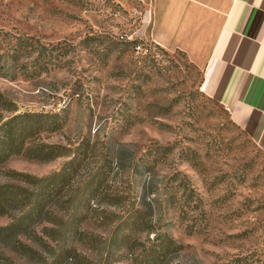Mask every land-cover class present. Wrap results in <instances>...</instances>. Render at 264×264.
Returning a JSON list of instances; mask_svg holds the SVG:
<instances>
[{
    "label": "rangeland",
    "instance_id": "1",
    "mask_svg": "<svg viewBox=\"0 0 264 264\" xmlns=\"http://www.w3.org/2000/svg\"><path fill=\"white\" fill-rule=\"evenodd\" d=\"M149 29L145 8L133 0L128 6L82 0L76 7L0 0V32L31 37L45 47L38 63L37 52L17 62L1 52L0 92L19 113L64 119L63 130L42 135V142L74 145L83 137L97 142L111 163L110 192L130 191L148 214L146 231L155 233H141L134 249H123L112 264H135L160 233L181 248L166 264H264V150L204 93L203 71L184 53L152 43ZM45 61L51 64L42 70ZM67 161L13 157L0 166V186L25 187L11 173L42 179ZM97 166L93 156L76 186ZM51 210L62 215L64 206ZM123 210L95 201L82 229L107 238L103 219L115 220ZM19 215L0 214V228ZM50 227L43 223L33 228L34 235L0 241V261L38 264L14 247L19 241L42 254L38 239L47 242L44 230ZM71 247L101 260L81 242Z\"/></svg>",
    "mask_w": 264,
    "mask_h": 264
},
{
    "label": "trees",
    "instance_id": "2",
    "mask_svg": "<svg viewBox=\"0 0 264 264\" xmlns=\"http://www.w3.org/2000/svg\"><path fill=\"white\" fill-rule=\"evenodd\" d=\"M72 7L81 5L82 0H54ZM84 7V5H82ZM45 47L31 37L0 32V54L9 53L11 62H17L29 54H43ZM29 52V53H28ZM40 63V62H39ZM51 64L45 61L40 67L44 70ZM40 66V65H39ZM24 64L22 69H26ZM5 68L0 65V73ZM6 74V73H5ZM7 115H10L7 117ZM65 121L57 114L19 113L14 101L0 92V166L13 157L30 161L50 163L66 158L68 161L60 171L42 179L26 174L11 173V178L25 185L0 186V214L18 212L13 222L6 228H0V241L14 240L20 235H34L33 228L40 224H49L44 233L48 241L39 238L43 253L16 242L15 250L38 264H112L120 259L116 257L122 250H133L138 236L151 228L148 214L138 208L136 198L130 191L110 192L108 182L112 169L108 157L97 142L83 137L78 143L70 145H51L42 142L41 136H52L63 130ZM93 156L98 157V166L80 185L76 186L79 172ZM71 193V194H70ZM105 200L114 206L124 208L123 215L115 220L104 218L109 227L107 238L82 229L89 219L92 203ZM64 206L59 215L51 210L52 206ZM81 242L87 248L101 255L94 262L71 247V242ZM180 246L167 233H160L145 248L135 264H166L180 251ZM0 264H15L9 259H1Z\"/></svg>",
    "mask_w": 264,
    "mask_h": 264
},
{
    "label": "crops",
    "instance_id": "3",
    "mask_svg": "<svg viewBox=\"0 0 264 264\" xmlns=\"http://www.w3.org/2000/svg\"><path fill=\"white\" fill-rule=\"evenodd\" d=\"M133 1L145 8L148 39L202 70L204 93L264 150V0Z\"/></svg>",
    "mask_w": 264,
    "mask_h": 264
}]
</instances>
